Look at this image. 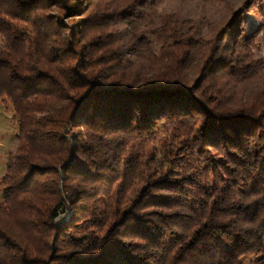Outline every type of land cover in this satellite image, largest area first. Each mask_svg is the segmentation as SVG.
Returning a JSON list of instances; mask_svg holds the SVG:
<instances>
[{"label":"trees","instance_id":"trees-1","mask_svg":"<svg viewBox=\"0 0 264 264\" xmlns=\"http://www.w3.org/2000/svg\"><path fill=\"white\" fill-rule=\"evenodd\" d=\"M164 1L0 0V264H264V0Z\"/></svg>","mask_w":264,"mask_h":264},{"label":"rangeland","instance_id":"rangeland-1","mask_svg":"<svg viewBox=\"0 0 264 264\" xmlns=\"http://www.w3.org/2000/svg\"><path fill=\"white\" fill-rule=\"evenodd\" d=\"M234 8H238L243 0H229ZM161 9L177 10L187 17H195L199 14L217 15L218 9L208 0H166L161 4ZM247 32L253 34V55L257 59L264 61V19L257 10H251L244 17ZM16 125L15 118L10 106L0 102V178L4 174L5 166L8 162L7 156L15 144ZM2 199V189L0 187V203ZM59 217H66V212L59 214ZM246 258L243 264H248Z\"/></svg>","mask_w":264,"mask_h":264}]
</instances>
